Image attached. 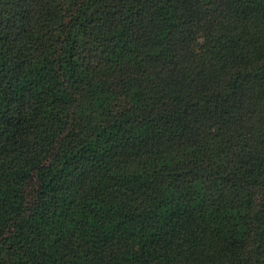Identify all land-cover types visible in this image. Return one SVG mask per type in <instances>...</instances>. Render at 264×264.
<instances>
[{
	"label": "trees",
	"instance_id": "trees-1",
	"mask_svg": "<svg viewBox=\"0 0 264 264\" xmlns=\"http://www.w3.org/2000/svg\"><path fill=\"white\" fill-rule=\"evenodd\" d=\"M0 264H264V0H0Z\"/></svg>",
	"mask_w": 264,
	"mask_h": 264
}]
</instances>
